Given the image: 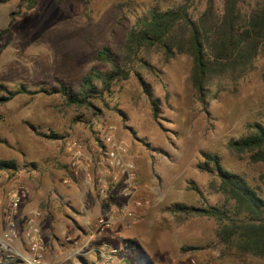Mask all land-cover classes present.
Returning <instances> with one entry per match:
<instances>
[{
    "label": "rangeland",
    "instance_id": "rangeland-1",
    "mask_svg": "<svg viewBox=\"0 0 264 264\" xmlns=\"http://www.w3.org/2000/svg\"><path fill=\"white\" fill-rule=\"evenodd\" d=\"M235 2L242 19L264 6V0ZM25 5L26 0L0 2V85L24 91L0 103V161L46 166L76 134L92 138L112 124L129 139L140 197L147 201L138 222L124 230L118 222V236L107 235L124 263L186 264L191 257L196 264H264V257L220 245L213 219L170 211L175 204L204 208L224 202L214 190V173L197 167L205 154L216 155L224 169L243 177L264 198L258 180L264 164L250 163L247 153L228 147L249 136L253 124L264 126V48L242 71L215 67L200 94L191 82V56L176 53L165 59L158 46L139 49L128 77L107 89L93 78L94 93L85 91V105L67 104L58 94L33 93L59 84L79 92L90 70L98 76L108 72L110 65L94 60L96 51L108 47L124 60L127 32L151 9H182L195 25L207 28L221 18L224 2L35 0L29 10ZM183 32L175 26L177 35ZM143 87L157 103L154 118ZM50 134L58 138L48 139Z\"/></svg>",
    "mask_w": 264,
    "mask_h": 264
},
{
    "label": "trees",
    "instance_id": "trees-1",
    "mask_svg": "<svg viewBox=\"0 0 264 264\" xmlns=\"http://www.w3.org/2000/svg\"><path fill=\"white\" fill-rule=\"evenodd\" d=\"M222 1L224 11L221 18L207 28L195 25L182 9H151L147 19L136 22L127 32L122 44L124 60H117L108 47L96 51L94 60L110 65L108 72L98 76L90 70L81 78L79 92L70 93L66 86L59 84L57 88L39 89L33 93L58 94L67 104L85 105L88 97L85 91L94 93L91 86L93 78L99 80L102 87L107 89L111 82L128 77L139 49L158 46L165 59L176 53H187L191 56V82L200 94L212 77L215 67L224 68L230 73L242 71L245 64L255 58L259 49L264 48V6L250 12L248 18L242 19L235 12V0ZM34 2L35 0H26L24 8L31 9ZM12 16L13 14H10V18ZM179 24L185 28L181 35L175 33V26ZM262 79L264 82V75ZM143 88L154 118L157 103L150 99L149 93ZM20 93L24 91H10L0 85V103L7 102ZM251 128L249 136L228 143V147L236 154L247 153L250 163L264 164V126L253 124ZM46 137L58 138L55 134ZM202 158L203 161L197 167L201 172L214 173L218 182L213 186L214 190L223 196L224 202L219 207L204 208L175 204L170 207V211L213 219L214 237L220 245L234 249L240 254L264 257V198L259 196L243 177L224 169L216 155L205 154ZM4 168L14 170V165L8 161H0V169ZM258 180L264 189V169ZM3 264L10 262L5 261Z\"/></svg>",
    "mask_w": 264,
    "mask_h": 264
},
{
    "label": "built area",
    "instance_id": "built-area-1",
    "mask_svg": "<svg viewBox=\"0 0 264 264\" xmlns=\"http://www.w3.org/2000/svg\"><path fill=\"white\" fill-rule=\"evenodd\" d=\"M66 170L69 180L94 194L99 208H110L106 215L95 218L94 232L84 242L70 241L71 257H85L90 264H127L118 249L107 239L92 244L94 234L118 236L116 224L123 222L122 230L138 222L139 212L147 205L140 197L135 158L129 144L112 125L103 127L100 135L88 141L71 140L65 146ZM29 188L18 179L11 169H0V264H54L45 256L42 236L36 221L43 217L38 210H31L23 224V241L19 240L18 210L26 201ZM112 203V205H110ZM22 249H17L16 243ZM186 264H196L191 257Z\"/></svg>",
    "mask_w": 264,
    "mask_h": 264
},
{
    "label": "crops",
    "instance_id": "crops-1",
    "mask_svg": "<svg viewBox=\"0 0 264 264\" xmlns=\"http://www.w3.org/2000/svg\"><path fill=\"white\" fill-rule=\"evenodd\" d=\"M118 133L129 141L123 131L118 130ZM75 137L77 138L71 140H89V136L82 132ZM71 140L65 142L53 162L47 163L46 166H34V163L30 162L14 165L18 179L29 188L28 197L18 210L19 240L23 241V224L27 213L38 209L43 213V217L38 219L36 224L42 236L46 258L54 264H90L91 260L85 257H71L74 248L70 241L84 242L86 236L94 232L95 218L106 215L110 208H99L93 192L89 193L79 183L69 180L65 146ZM94 235L93 245L99 239H107L111 243L109 236ZM19 244L17 242L15 247L22 249ZM113 246L116 247L115 244Z\"/></svg>",
    "mask_w": 264,
    "mask_h": 264
}]
</instances>
